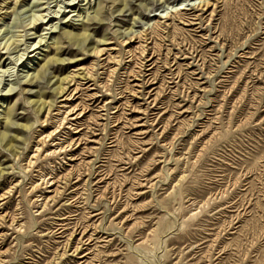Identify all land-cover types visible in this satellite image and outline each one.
I'll use <instances>...</instances> for the list:
<instances>
[{"label":"rangeland","instance_id":"374dc122","mask_svg":"<svg viewBox=\"0 0 264 264\" xmlns=\"http://www.w3.org/2000/svg\"><path fill=\"white\" fill-rule=\"evenodd\" d=\"M155 1L121 12V0H0V130L7 109L33 125L10 131L19 157L0 146V196L12 189L0 200V264H264V0ZM97 8L103 24L87 19ZM132 25L152 32L127 46ZM85 27L110 39L107 54L63 35ZM57 57L67 61L30 87ZM93 64L98 90L69 103L100 92L83 133L67 124V151L27 167L64 103L50 85L84 83L77 73ZM39 94L56 101L44 132Z\"/></svg>","mask_w":264,"mask_h":264},{"label":"bare ground","instance_id":"6f19581e","mask_svg":"<svg viewBox=\"0 0 264 264\" xmlns=\"http://www.w3.org/2000/svg\"><path fill=\"white\" fill-rule=\"evenodd\" d=\"M130 1L131 0H121L122 3H121V6L119 7L121 12H123L125 10V8L130 5ZM153 1L154 0H152V2ZM156 1H161V0H156ZM165 2H168V0H165ZM148 3H149L148 1L145 3V5L147 7L149 4H153V3H149V4ZM209 3L210 2L208 0H200L198 5L206 7L209 5ZM183 8L184 7H180V9H176L175 11L167 12L166 15L165 16L162 15L161 18L170 17L172 15L171 14L172 12H177L178 10H181ZM93 12H95V13L93 15H90V16L88 15L87 19L89 21L91 20L93 22L103 24V19L101 18V9H99V8L94 9ZM177 13L179 14V11ZM140 15H142V17L144 16V14H142V13H140ZM135 23H138V22L135 21ZM84 26H86V25H84ZM134 26L135 25H132L128 31H124L123 33H121V38L124 37L122 39V41L124 42L125 45L128 44L127 46H131L132 42H134L138 38H142L143 36H145L144 39H146V37L148 35H150L152 32V31H149V28L143 29L144 28L143 27V28H140V30H139V29H134ZM87 31H88V27H85L84 32H82V33L77 34V33L71 32V31H64L63 35L70 38L71 40H73L74 44L76 46H78V49L80 48L81 50L90 53L94 57L98 58V57H101V56L107 54L110 51L109 46L112 43V42L109 43L110 39L108 37H104L100 41H94L92 39V33L91 34L87 33ZM38 42L41 43L42 40H39ZM38 42L33 44V46H36V44ZM13 44H17L16 40H12L11 42L6 43L3 48L10 50V48ZM38 48H40V47H38ZM38 48H36V49H38ZM139 49H141V48H139ZM141 51H142V55H144V53L146 52V49L143 48ZM129 53L134 55L132 49H129ZM110 59H114V57L105 58V62L111 63ZM80 60L81 59H77L76 62L80 61ZM66 61H67V59L60 58V57L54 58L52 60L51 59L47 60L41 68H37L36 72L32 73L33 76L31 77V79H29L27 81V84L30 87L40 85L41 79L46 78L47 71L50 68H54L53 65L55 63L63 64ZM112 61H114V60H112ZM105 62H103V63H105ZM95 67H96V65L93 64L91 67L82 68L81 72L77 73L78 75H80V79H82L84 81V83H79L78 80L76 79L77 78L76 75L68 74V75L61 77V78L57 77L56 80L52 83V85H50L49 88L53 89L56 95H59L60 97H62V102H64V103L63 104L61 103L60 108H58V110H59L58 114L60 115L58 118V124L56 125V127L54 129H52V131L48 132L47 134L42 135L41 138L39 137L40 139L38 140V142L35 145L36 148H35L34 152L32 153L31 157L28 159L27 167L34 166V164L36 163V160L38 159V156L40 155V153L47 150V149H48V154H50V155L51 154H61V153L67 151L66 147L67 146L69 147L71 144H73L74 140H72L68 145H65L63 141L57 140V136L66 128L67 124H68V128H72L75 126L74 128H72L74 130L71 131V136H74V134L75 135H81L83 133L84 128L81 127L82 126L81 121L83 120V118L86 116V114L88 112H93L95 110V108L98 107V93H100V92L96 91V93L89 94V95L87 94V96L89 97V102H91V104L77 103L76 105L72 106V105H69V103L73 102V100L76 101L78 99H82L83 95H86V93L91 92L92 90H98V77L96 75L97 71L95 70ZM100 81H102V79ZM103 81H104V79H103ZM72 86H74V87L72 88ZM79 93H80V95L77 96V94H79ZM38 97H39L38 99H33L31 101V103L33 104L36 112L39 115L40 114L43 115L44 113H46L45 118L43 120V125H42V130L44 132L45 130L50 128V124L47 122H48V120L52 114L54 107H56V101L55 100H46L44 98V94H39ZM4 113H5V125H4V129L0 130V146H3L7 150H9L15 157H19L21 154L19 143L22 142L23 138H20L18 136L11 134L10 131L12 129H14V130H18V131H30L31 132V131H33V125L17 123L15 118H17L18 115H16L14 113V111H12L11 109L5 110ZM61 129H63V130H61ZM24 140H26V139H24ZM50 142H53L52 145L50 144ZM80 142H82V139L79 138V139H77V141L75 143L80 144ZM49 146H53V147L49 148ZM78 147H80V145H78ZM69 150H71V149H69ZM26 157H28V156H26ZM72 160H74V159H72ZM8 169H9L8 167H0V177H4L5 175L9 174L7 172ZM69 175H71V174H69ZM55 177L56 176L52 177V174L49 177L44 175L43 181H45V183H50V185H52ZM11 190L12 189H9L5 193H3L0 196V200H4L5 198L10 197V196H6V194H10ZM45 206L46 205L44 203L43 207H45ZM40 207H42V206H40ZM8 215L9 214H7V216ZM10 217H11L10 220H12V224H13L16 220V216L10 215ZM17 229L22 230V226L18 225Z\"/></svg>","mask_w":264,"mask_h":264}]
</instances>
